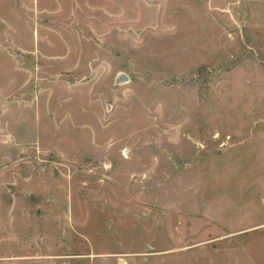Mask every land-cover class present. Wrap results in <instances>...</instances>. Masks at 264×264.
<instances>
[{"label":"rangeland","instance_id":"obj_1","mask_svg":"<svg viewBox=\"0 0 264 264\" xmlns=\"http://www.w3.org/2000/svg\"><path fill=\"white\" fill-rule=\"evenodd\" d=\"M0 264H264V0H0Z\"/></svg>","mask_w":264,"mask_h":264},{"label":"water","instance_id":"obj_2","mask_svg":"<svg viewBox=\"0 0 264 264\" xmlns=\"http://www.w3.org/2000/svg\"><path fill=\"white\" fill-rule=\"evenodd\" d=\"M119 80H121V81H125V80H127V77H126L124 74H121V75L119 76Z\"/></svg>","mask_w":264,"mask_h":264}]
</instances>
